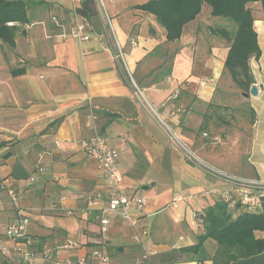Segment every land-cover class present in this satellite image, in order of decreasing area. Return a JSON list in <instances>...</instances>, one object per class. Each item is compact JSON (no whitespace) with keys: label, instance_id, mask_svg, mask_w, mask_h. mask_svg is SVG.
<instances>
[{"label":"crops","instance_id":"crops-1","mask_svg":"<svg viewBox=\"0 0 264 264\" xmlns=\"http://www.w3.org/2000/svg\"><path fill=\"white\" fill-rule=\"evenodd\" d=\"M102 1L115 39L96 3L98 15L83 16L90 40H62L84 0H41L27 12L29 23L18 27L14 48L0 44V244L10 248L7 257L0 254V264L19 262L4 234L18 218L10 190L29 220L26 237L50 248L70 240L74 260L92 264V251L102 250L110 264H213L181 250L199 242L204 211L231 187L182 158L132 83L201 163L264 182V32L260 41L255 31L261 55L249 61L257 96L241 94L248 112L222 111L216 92L228 45L211 34L218 18L206 5L181 38L168 43L153 16L133 9L149 0ZM52 16L62 27L51 23ZM199 23L208 34L200 33ZM217 129L221 134L209 138ZM95 135L118 152L120 191L146 200L132 212L146 233L141 246L118 215L107 214L102 235L95 214L85 211L86 197H102L101 208L109 197L97 165L78 145ZM62 196L68 199L60 201ZM228 211L233 219L244 212ZM203 245L211 256L215 244ZM143 249L153 252L148 260Z\"/></svg>","mask_w":264,"mask_h":264},{"label":"trees","instance_id":"trees-1","mask_svg":"<svg viewBox=\"0 0 264 264\" xmlns=\"http://www.w3.org/2000/svg\"><path fill=\"white\" fill-rule=\"evenodd\" d=\"M259 4L264 25V0H149L133 9L154 17L165 31L166 42L178 41L184 27L193 22L206 5L210 16L234 26L211 28L227 46L223 69L234 86L242 93H248L254 84L249 61L259 59L261 52L255 32L252 10L249 5ZM76 13L86 18L98 15L95 0H84ZM9 23H29L27 9L20 1L0 0V44L14 48L18 27ZM19 72L12 73L18 75ZM203 233L193 247L181 250L190 253L198 262L211 261L213 264H264V198L261 209L255 213L242 212L232 218L226 205L221 201L204 211L200 218ZM211 241L216 249L211 256L205 253L204 242Z\"/></svg>","mask_w":264,"mask_h":264},{"label":"built area","instance_id":"built-area-1","mask_svg":"<svg viewBox=\"0 0 264 264\" xmlns=\"http://www.w3.org/2000/svg\"><path fill=\"white\" fill-rule=\"evenodd\" d=\"M97 5L102 8V15L104 18L105 27L109 30L112 37L115 39L111 20L108 17L102 0H95ZM51 23L56 27H62V24L57 17L52 16L50 18ZM9 26H24L15 23H9ZM89 24L87 19L74 11L72 21L69 24L67 30L63 31L59 37L62 40L73 39L79 42H88L91 38L89 31ZM115 44L118 48L117 58L123 61L122 53L119 49V44L115 40ZM132 44H134L132 42ZM204 84V83H202ZM201 84V85H202ZM133 87L136 93H141ZM144 105L150 112L156 117L160 126L164 130L169 142L173 147L178 149L185 161L195 162L204 167L211 174L218 179L228 184L231 190L224 194L222 202L226 205L227 209L233 210L237 207L243 211L255 213L261 209L262 200L264 198V182L259 179H247L238 177L235 175L227 174L218 171L214 168L206 166L201 163L194 155V153L179 139L170 126L164 122L157 114V112L149 105L144 99ZM122 146H124L123 140H121ZM54 145L57 149H60V143L58 140L54 141ZM79 147L95 162L99 169V180L103 183V187L108 194V199H105V207H100L102 197L100 196H88L85 198V211L95 214V217L99 223L100 233L103 235L107 231L109 219L107 214H116L133 231V240L136 246L142 245V238L145 236V231L139 227L138 221L133 211L141 210L146 206V200L134 194H124L120 191V185L123 180V176L118 168V152L113 148L107 139L102 135H95L93 137L83 139L78 143ZM9 202L11 206L17 211L18 218L11 225L5 229V237L8 241L14 244L12 249L19 256V262L16 264H29L33 261L50 262L51 264H85L84 260L72 258V252L75 250V244L67 240L61 246L54 248L47 247L45 245L37 246L34 240L26 237V229L29 220L26 216L21 214L18 196L13 191H8ZM67 196H62L60 201H66ZM99 212V214H97ZM10 253V248L4 244H0V254L3 257H7ZM142 257L144 260H148L153 255L152 251H142ZM63 256L60 259V256ZM92 264H110L109 256L102 250H94L91 253Z\"/></svg>","mask_w":264,"mask_h":264},{"label":"rangeland","instance_id":"rangeland-1","mask_svg":"<svg viewBox=\"0 0 264 264\" xmlns=\"http://www.w3.org/2000/svg\"><path fill=\"white\" fill-rule=\"evenodd\" d=\"M11 1H20L22 2V4L26 7L27 12L29 10H32L34 8L35 5H41V0H11ZM139 3H143V2H139ZM98 6V5H97ZM250 9L252 10L253 16L255 18V26L257 23L262 22V13H261V9H260V5L259 4H252L249 5ZM98 10L99 12L102 14V8L99 5L98 6ZM257 19V20H256ZM216 21H214V23H212L211 21V26L213 28H215L217 25L219 26H224V28H227L229 31H233L234 26L222 21L221 19H214ZM103 22H104V18H103ZM223 23V24H222ZM111 24L112 27L114 26V22L113 20H111ZM200 26V33L203 35L204 33L208 34L206 32V30L204 31V25L203 23H199ZM203 28V31H202ZM221 86L218 87L216 94H219V96L221 97V105H219V109L222 111H234V110H239V111H245L248 112V103L245 99L241 98V94H243L240 90H238L234 84L232 83L229 75L224 72L221 76V81H220ZM147 93H143V95H139V98L141 101H144V98L147 96ZM244 94H248V93H244ZM218 97V96H217ZM227 99V100H224ZM232 100V101H231ZM222 124V123H221ZM223 125V124H222ZM219 134H221L220 132H218V129L215 131L213 130L212 133H209V138H213L214 135L218 136Z\"/></svg>","mask_w":264,"mask_h":264},{"label":"water","instance_id":"water-1","mask_svg":"<svg viewBox=\"0 0 264 264\" xmlns=\"http://www.w3.org/2000/svg\"><path fill=\"white\" fill-rule=\"evenodd\" d=\"M257 94H258L257 88L255 86H251L250 89H249L248 94H244L243 93L242 96L245 97V98H248L249 96L255 97V96H257Z\"/></svg>","mask_w":264,"mask_h":264},{"label":"bare ground","instance_id":"bare-ground-1","mask_svg":"<svg viewBox=\"0 0 264 264\" xmlns=\"http://www.w3.org/2000/svg\"><path fill=\"white\" fill-rule=\"evenodd\" d=\"M254 28L256 30L257 33H259V40L261 41L262 39V36H263V25L261 22L257 23L256 26H255V22H254ZM264 37V36H263ZM264 39V38H263Z\"/></svg>","mask_w":264,"mask_h":264}]
</instances>
